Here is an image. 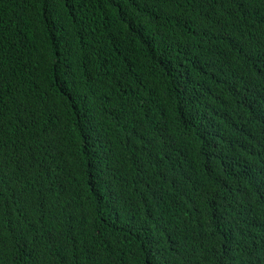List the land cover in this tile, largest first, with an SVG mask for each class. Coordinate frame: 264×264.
Instances as JSON below:
<instances>
[{
    "label": "trees",
    "instance_id": "16d2710c",
    "mask_svg": "<svg viewBox=\"0 0 264 264\" xmlns=\"http://www.w3.org/2000/svg\"><path fill=\"white\" fill-rule=\"evenodd\" d=\"M0 264H264V0H0Z\"/></svg>",
    "mask_w": 264,
    "mask_h": 264
}]
</instances>
